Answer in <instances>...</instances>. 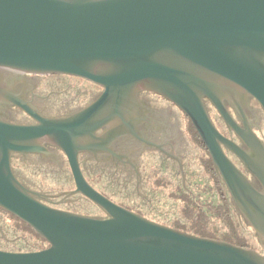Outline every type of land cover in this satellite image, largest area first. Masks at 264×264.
Returning a JSON list of instances; mask_svg holds the SVG:
<instances>
[{
  "label": "water",
  "instance_id": "1",
  "mask_svg": "<svg viewBox=\"0 0 264 264\" xmlns=\"http://www.w3.org/2000/svg\"><path fill=\"white\" fill-rule=\"evenodd\" d=\"M26 75L81 78L103 92L69 118L48 119L26 102ZM142 92L189 118L238 216L264 247V144L244 111L255 101L264 113V0H0V210L48 244L0 250V264H264L261 252L154 223L87 184L79 153L95 150L100 129L111 141L135 137ZM208 104L245 150L219 132ZM5 106L37 124L3 120ZM46 145L67 155L75 193L107 218L53 209L18 180L12 157H49Z\"/></svg>",
  "mask_w": 264,
  "mask_h": 264
},
{
  "label": "flooded vegetation",
  "instance_id": "2",
  "mask_svg": "<svg viewBox=\"0 0 264 264\" xmlns=\"http://www.w3.org/2000/svg\"><path fill=\"white\" fill-rule=\"evenodd\" d=\"M24 79L26 102L38 115L48 119L69 118L90 106L103 92L101 87L89 81L64 75H26ZM19 87L17 84V89ZM138 98L141 119L135 137L126 135L111 141L110 136H105V129H100L93 141L95 150L79 153L78 163L85 181L94 191L119 207L169 227L167 220L173 216L169 202L173 200L172 195H178L181 186L186 193H191L190 165L201 164L198 150L201 147L195 143L191 121L177 106L149 92L140 93ZM208 108L209 111L214 109L210 104ZM229 110L243 127L240 117L231 108ZM2 111V119L9 123L37 124L16 107L5 106ZM244 111L251 129L264 144V134L260 132V106L252 101ZM215 125L223 136L245 150L234 132L221 120V128ZM46 148L49 157L40 154L12 157V169L18 180L53 209L107 218V214L91 200L75 193L77 186L67 155L56 146L46 145ZM224 151L234 165L254 181L242 162ZM206 155L211 160L208 152L201 156L206 158ZM9 245L4 244L6 248Z\"/></svg>",
  "mask_w": 264,
  "mask_h": 264
},
{
  "label": "trees",
  "instance_id": "3",
  "mask_svg": "<svg viewBox=\"0 0 264 264\" xmlns=\"http://www.w3.org/2000/svg\"><path fill=\"white\" fill-rule=\"evenodd\" d=\"M193 136L195 143L206 154L207 150L194 130ZM200 162L205 175H197L194 171L192 175L196 178H192L191 193H186L181 186L178 195H172L173 200L169 202V206L173 216L167 220L169 222L167 225L197 237L227 242L237 247L260 252L261 249L254 242L256 240L254 231L247 227L238 216L224 183L215 174L211 160L206 155V158L201 159ZM0 229L8 238L11 234L12 236L14 233L17 234L14 239L17 241L23 239L20 234L24 233L32 234L37 239V242L32 243L24 238L18 245L19 249L24 251L15 252H36L48 248V244L29 226L2 210H0ZM0 239L1 243L4 240L1 232ZM31 244H40L42 247L33 246V248Z\"/></svg>",
  "mask_w": 264,
  "mask_h": 264
},
{
  "label": "rangeland",
  "instance_id": "4",
  "mask_svg": "<svg viewBox=\"0 0 264 264\" xmlns=\"http://www.w3.org/2000/svg\"><path fill=\"white\" fill-rule=\"evenodd\" d=\"M210 113H211L212 120L214 121V123H216L218 125V127L221 128L220 120L218 118L219 116H218L217 112L215 111V109H210ZM261 121H262V126H261V131L260 132H262L264 134V113L262 112V110H261ZM198 150L200 151L199 152L200 157L203 159V156H201V155H204L205 152L202 150V148L198 149ZM194 171H196L197 175H200V176L201 175L202 176L205 175L204 174V170H203V168H202L200 163L199 164L194 163L193 166L190 165V173H191V177L192 178H196V176L192 175V173H194ZM9 223H12V221H9ZM1 232H2L1 233L2 234V238L5 240V241L2 240V242L0 243V250L1 251H7V252H15L17 250L18 251L19 250H23L24 251V249H19V246H18V245H20L19 243L22 242L24 238L27 239L29 242H32V243L37 242V239L32 234H29V233L20 234V237L23 238V239H21L20 241H17V240H14L17 237V234H15L14 232H13L14 236H12V234H11L9 236V238L7 236H5L4 231H1ZM247 234H250V233L247 232ZM0 241H1V239H0ZM3 241L5 242V244H10L9 248H6L4 246V244H2V243H4ZM254 242L261 249L260 252L264 254V247L259 243L257 238H256V240H254ZM31 245H32V247L34 246L35 248L42 247L40 244H37V245L31 244Z\"/></svg>",
  "mask_w": 264,
  "mask_h": 264
}]
</instances>
